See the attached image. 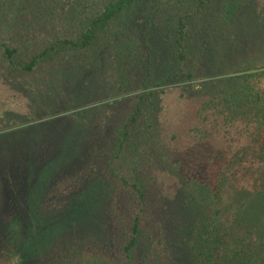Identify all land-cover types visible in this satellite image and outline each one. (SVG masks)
<instances>
[{
    "label": "rangeland",
    "instance_id": "obj_1",
    "mask_svg": "<svg viewBox=\"0 0 264 264\" xmlns=\"http://www.w3.org/2000/svg\"><path fill=\"white\" fill-rule=\"evenodd\" d=\"M111 1L35 0L25 17L0 18L1 36L26 65L52 43L82 38ZM242 83L264 94V0H136L87 48L62 47L33 72L0 53V260L32 243L39 252L24 264H128L136 217L132 264H195L194 231L211 221L257 218L264 241V195L215 186L213 142L197 130L206 117L220 120L205 103ZM111 169L138 177L144 210Z\"/></svg>",
    "mask_w": 264,
    "mask_h": 264
},
{
    "label": "trees",
    "instance_id": "obj_2",
    "mask_svg": "<svg viewBox=\"0 0 264 264\" xmlns=\"http://www.w3.org/2000/svg\"><path fill=\"white\" fill-rule=\"evenodd\" d=\"M35 0H0V18L6 19L14 16L22 18L29 14V5ZM56 0H45L50 4ZM79 0H59L65 8L76 4ZM136 0H113L105 5L100 13L92 15L84 27L82 38L77 41L64 40L52 43L43 52L34 55L28 64L16 63L14 57L19 49L9 46L1 33L4 30L0 24V53L6 58L10 67H17L25 72H33L40 59L52 57L62 47L79 49L87 48L93 41L95 31L106 29L108 25L129 11ZM233 3L236 0H225ZM17 18V19H19ZM176 43L182 44L187 39V28L182 19L177 23ZM243 87H226L221 93L216 94L213 102L204 106V111L215 110L220 115V120L206 117L200 124L198 133L213 142L212 156L208 161L207 173L210 181L215 186L223 187L231 182L237 183L245 192L252 195H264V94L253 87L247 90ZM222 123V125L220 124ZM237 129V134L232 131ZM129 136V126H125L115 143L113 161L123 160L122 153ZM113 176L118 178L122 185L132 188L137 196L142 209L146 207L145 193L137 179L129 182L115 169H111ZM254 217H257L255 215ZM256 219L244 220L236 218L231 220V226L216 224L211 221L199 225L193 235L190 246L195 264H261L264 261V248L259 236L262 228L256 227ZM203 225V226H202ZM140 218L136 217L132 226L131 239L124 248L128 264H132V255L139 247ZM12 242H18L20 230L13 231ZM261 237V236H260ZM262 242V243H261ZM40 247L35 244L25 243L18 245V251H9V259L0 260V264H24L28 256L36 255ZM20 255L18 261L15 257ZM20 252V253H19ZM24 254V256H23ZM29 254V255H28ZM28 255V256H27ZM23 256V257H22ZM23 261H25L23 263Z\"/></svg>",
    "mask_w": 264,
    "mask_h": 264
}]
</instances>
